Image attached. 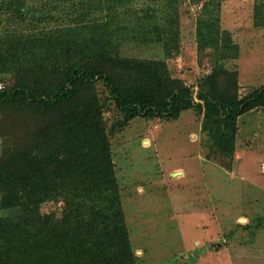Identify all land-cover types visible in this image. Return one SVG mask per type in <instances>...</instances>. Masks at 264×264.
Here are the masks:
<instances>
[{"label": "trees", "instance_id": "trees-1", "mask_svg": "<svg viewBox=\"0 0 264 264\" xmlns=\"http://www.w3.org/2000/svg\"><path fill=\"white\" fill-rule=\"evenodd\" d=\"M219 1L201 0L194 22L196 57L211 49L213 67L192 98L162 60L124 54L177 52L178 0H0V138L12 141L0 153V264H136L107 138L115 126L197 107L201 153L229 166L237 117L264 108V86L237 98ZM252 23L264 27V0ZM221 74L232 82L221 87ZM107 102L120 116L108 129ZM58 202L56 218L39 212Z\"/></svg>", "mask_w": 264, "mask_h": 264}, {"label": "rangeland", "instance_id": "rangeland-1", "mask_svg": "<svg viewBox=\"0 0 264 264\" xmlns=\"http://www.w3.org/2000/svg\"><path fill=\"white\" fill-rule=\"evenodd\" d=\"M253 1H219V27L236 47V59L224 61L223 69L235 74L238 99L264 86V27L252 23ZM178 2L177 52L145 45L126 48L124 54L162 60L195 98L203 77L212 71V51H205L209 57H196L193 30L201 0ZM230 82L226 74L219 77L221 87ZM95 88L103 90L99 83ZM105 108L108 129L120 116L112 103ZM193 109L175 120L138 117L107 134L136 264H264V108L240 115L228 167L204 158L202 113ZM11 143L0 138V153ZM60 206L43 203L39 212L56 218Z\"/></svg>", "mask_w": 264, "mask_h": 264}, {"label": "crops", "instance_id": "crops-1", "mask_svg": "<svg viewBox=\"0 0 264 264\" xmlns=\"http://www.w3.org/2000/svg\"><path fill=\"white\" fill-rule=\"evenodd\" d=\"M241 115H242V114H241ZM239 117H240V116H238V117H237V120H236V128H239V126H238V119H239ZM262 163H264V162H262ZM228 255H230V254H228ZM230 259H231V258H228V260H230ZM256 259H259V258H258V257H255V260H256Z\"/></svg>", "mask_w": 264, "mask_h": 264}, {"label": "built area", "instance_id": "built-area-1", "mask_svg": "<svg viewBox=\"0 0 264 264\" xmlns=\"http://www.w3.org/2000/svg\"><path fill=\"white\" fill-rule=\"evenodd\" d=\"M0 88H1V84H0Z\"/></svg>", "mask_w": 264, "mask_h": 264}]
</instances>
